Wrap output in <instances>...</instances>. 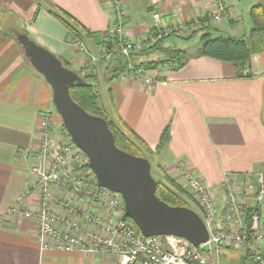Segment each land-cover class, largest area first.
Masks as SVG:
<instances>
[{
    "label": "crops",
    "instance_id": "0c3cea01",
    "mask_svg": "<svg viewBox=\"0 0 264 264\" xmlns=\"http://www.w3.org/2000/svg\"><path fill=\"white\" fill-rule=\"evenodd\" d=\"M42 1L44 5L40 0H0V216L14 204L19 192L31 184L29 168L36 160L38 127L43 114L52 111L51 90L30 67L16 35L26 34L81 75L82 55L75 40L48 12V7L64 10L87 29L90 34L83 43L94 53L99 52L103 45L100 43L110 35L113 14L108 0ZM121 2L127 36L132 41L155 37L154 12L165 18L166 25L187 24L189 30L182 39L205 32L212 37L246 38L252 28L251 9L256 5L264 7V0H224L228 16L215 23L209 18L214 12L212 0ZM38 5L37 19L32 22ZM163 39L158 44L169 48L163 45ZM199 45L200 39L193 52H185L192 55ZM142 55L129 63L142 64ZM87 75L95 77L92 83L101 105L142 142L149 151L147 158L154 157L160 173L183 180L176 169L177 163L183 161L193 176L212 190L219 206L226 176L236 184L241 199L248 204L254 201L255 176L259 172L264 175V51L251 56L244 76H239L233 64L205 56H191L180 70L168 65L146 70L145 75L154 79L152 84L129 76L111 79L101 64L91 68ZM52 119L55 126L60 123L53 113ZM165 128L169 129V140L157 150ZM37 198L32 195L30 200L36 203ZM87 207L94 209L91 204ZM260 211L264 213V197ZM98 213L103 218L107 216L102 210ZM0 264L116 261L110 256L89 253L44 251L37 242L34 221L10 217L0 224Z\"/></svg>",
    "mask_w": 264,
    "mask_h": 264
},
{
    "label": "built area",
    "instance_id": "2783aa9c",
    "mask_svg": "<svg viewBox=\"0 0 264 264\" xmlns=\"http://www.w3.org/2000/svg\"><path fill=\"white\" fill-rule=\"evenodd\" d=\"M212 1L214 12L209 18L217 23L229 11L224 0ZM108 2L113 14L109 33L116 43L109 49L101 45L99 52L94 53L83 42L75 40L74 45L82 55L83 76L94 66L107 67L116 59L131 60L142 55L157 39L171 34L185 36L189 30L185 23L166 25L165 18L154 12L155 37L132 41L127 36L121 0ZM247 72L248 69L244 70L243 75ZM119 76H129L146 84L154 81L140 65L132 63ZM37 134L36 160L29 168L31 184L19 192L14 204L0 216V224L10 217L34 221L42 250L110 256L116 264H219V250L225 246L247 250L250 264H264V213L260 211L264 197L263 173L255 176L257 187L251 204L240 198L236 184L226 176L219 206L212 190L193 176L187 163H177L176 169L208 231V241L194 248L174 236L142 237L125 220L121 196L97 185L87 157L71 143L61 123L55 126L51 111L43 114ZM32 195L38 196L36 203L30 200ZM88 204L94 209L86 208ZM248 209L252 211L249 217ZM99 210L107 216L101 217Z\"/></svg>",
    "mask_w": 264,
    "mask_h": 264
},
{
    "label": "water",
    "instance_id": "95a60500",
    "mask_svg": "<svg viewBox=\"0 0 264 264\" xmlns=\"http://www.w3.org/2000/svg\"><path fill=\"white\" fill-rule=\"evenodd\" d=\"M16 41L29 63L51 90V103L71 143L88 159L97 185L121 196L124 216L142 237L174 236L194 248L208 241L201 217L188 207L169 206L155 196L148 158L134 156L115 145L105 119L86 112L72 100L69 88L82 86L84 79L26 34Z\"/></svg>",
    "mask_w": 264,
    "mask_h": 264
},
{
    "label": "trees",
    "instance_id": "16d2710c",
    "mask_svg": "<svg viewBox=\"0 0 264 264\" xmlns=\"http://www.w3.org/2000/svg\"><path fill=\"white\" fill-rule=\"evenodd\" d=\"M48 10V12L67 29L74 40L83 42L84 37L89 36V31L64 10L56 6L48 7ZM38 13L39 5L34 13L32 22H35ZM249 15L252 21V28L246 38L238 39L230 36L212 37L209 33L205 32L200 37L199 47L192 55H188V53L183 50L161 47L158 43L162 38H159L154 45L147 48L144 52L151 50L153 52L159 51L164 57L163 60L142 63L140 67L146 71L149 69H156L159 66L168 65V67L173 70H180L191 56H205L217 61L233 64L239 76H244L243 71L248 69L251 56L260 54L264 51V7L261 5L254 6ZM115 43L114 38L108 34L107 38L103 39L100 44H103L106 49H109L115 45ZM129 61L130 60L123 59L112 60L109 65L105 67V71H107L111 79H114L120 75V72L124 71ZM62 63L68 68L65 61H62ZM77 74L84 79V84L82 86L74 85L69 88V94L72 100L89 114L105 119L109 130L113 134L115 145L119 149L134 156L147 158L149 151L144 148L142 142L131 131L125 129L120 124L118 117L113 112L106 110L101 105L96 86L92 83L95 77ZM62 131L67 136L63 127ZM168 140L169 129L165 128L160 136V141L156 149H161ZM164 177L165 180L168 179L165 175ZM156 182L155 196L159 200L165 202L169 206L188 207L186 205L187 202L184 201L185 198L181 196V194L189 196L190 193L188 190H183L180 185L175 184L172 180L168 181L170 183L169 186L165 185L162 180H157ZM191 198L193 199L192 196ZM251 212L250 209L247 210L248 217ZM124 218L129 221L138 232L133 222L125 216ZM219 258H223L225 264H250V254L245 249L238 250L223 246L219 250Z\"/></svg>",
    "mask_w": 264,
    "mask_h": 264
},
{
    "label": "rangeland",
    "instance_id": "374dc122",
    "mask_svg": "<svg viewBox=\"0 0 264 264\" xmlns=\"http://www.w3.org/2000/svg\"><path fill=\"white\" fill-rule=\"evenodd\" d=\"M40 2L42 3V5H44V1L40 0ZM50 7V6H49ZM3 11H0V13L2 14ZM1 29V28H0ZM202 34H199V35H194L192 36L191 38L189 39H182L179 35L177 34H171L169 36H166L164 37L162 43L165 47H169L171 49H180V50H184L186 52H193V50H195V46L197 43H199V39L201 37ZM30 40L34 41L33 39L30 38ZM35 42V41H34ZM36 43V42H35ZM37 44V43H36ZM19 46V45H18ZM20 47V46H19ZM21 48V47H20ZM146 53V52H145ZM163 59V55L159 52V51H155V52H151V53H148L146 55H142L139 57V61L144 63V62H150V61H158V60H161ZM53 115H57L55 110H54V107L52 106V111ZM58 116V115H57ZM58 118L60 119V117L58 116ZM60 123H61V120H60ZM151 162V169H150V173H151V176L152 178L157 181V180H162V182L169 186V180H172L175 184L177 185H180L181 188L183 190H187L186 189V186H185V183L183 180L179 179L178 177L176 178H171L169 177L168 175H165L164 173H160L157 169V165L155 164V160H154V157L151 158L150 160ZM164 175L166 177H168V179H164ZM164 177V178H163ZM182 197L185 198L184 201L187 202V206L192 209L193 211L195 212H198L197 210V204L195 202L194 199L191 198V195H186V194H181ZM234 256V255H233ZM234 258V257H233ZM232 259V258H231ZM219 264H225L223 258H220L219 259Z\"/></svg>",
    "mask_w": 264,
    "mask_h": 264
}]
</instances>
